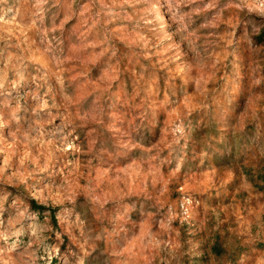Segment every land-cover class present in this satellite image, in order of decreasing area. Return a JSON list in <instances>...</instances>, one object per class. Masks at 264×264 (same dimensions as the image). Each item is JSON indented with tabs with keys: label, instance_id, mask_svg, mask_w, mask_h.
I'll use <instances>...</instances> for the list:
<instances>
[{
	"label": "rangeland",
	"instance_id": "1",
	"mask_svg": "<svg viewBox=\"0 0 264 264\" xmlns=\"http://www.w3.org/2000/svg\"><path fill=\"white\" fill-rule=\"evenodd\" d=\"M0 264H264V0H0Z\"/></svg>",
	"mask_w": 264,
	"mask_h": 264
}]
</instances>
